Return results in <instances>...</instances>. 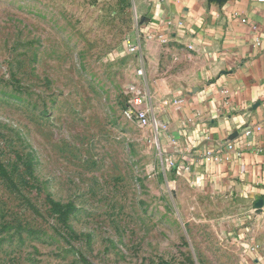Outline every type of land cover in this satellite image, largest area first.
<instances>
[{"label":"rangeland","instance_id":"obj_1","mask_svg":"<svg viewBox=\"0 0 264 264\" xmlns=\"http://www.w3.org/2000/svg\"><path fill=\"white\" fill-rule=\"evenodd\" d=\"M137 25L133 0H0V264L256 262L253 213L125 116L146 89L171 101L169 47L146 79L123 50Z\"/></svg>","mask_w":264,"mask_h":264},{"label":"crops","instance_id":"obj_2","mask_svg":"<svg viewBox=\"0 0 264 264\" xmlns=\"http://www.w3.org/2000/svg\"><path fill=\"white\" fill-rule=\"evenodd\" d=\"M133 2L138 25L128 38L139 46L132 54L138 74L146 79L157 46L173 57L170 104L155 108L142 92L166 126L157 143L162 156L234 205L238 225L253 213L248 244L254 264H264V2ZM188 56L192 63L183 61Z\"/></svg>","mask_w":264,"mask_h":264},{"label":"built area","instance_id":"obj_3","mask_svg":"<svg viewBox=\"0 0 264 264\" xmlns=\"http://www.w3.org/2000/svg\"><path fill=\"white\" fill-rule=\"evenodd\" d=\"M259 1L264 2V0ZM125 49L133 55L139 54V46L133 43L130 37L125 41ZM138 72L142 74L143 68L141 67ZM144 98L145 96L143 93L136 95L133 100L126 104L124 114L127 118L137 122L141 127L152 129L154 133V138L152 140L157 144L159 142V136L166 130V126L149 107L144 105ZM168 161L174 166L177 162L175 158H169Z\"/></svg>","mask_w":264,"mask_h":264}]
</instances>
